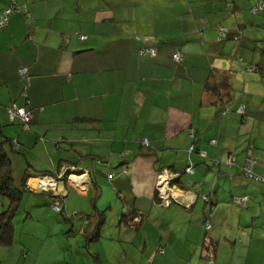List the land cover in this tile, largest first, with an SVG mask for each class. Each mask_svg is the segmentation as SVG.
<instances>
[{"label": "crops", "instance_id": "0c3cea01", "mask_svg": "<svg viewBox=\"0 0 264 264\" xmlns=\"http://www.w3.org/2000/svg\"><path fill=\"white\" fill-rule=\"evenodd\" d=\"M13 1L17 8L26 6L30 20L15 11L0 32V144L6 142L14 178L16 173L22 179L31 175L27 219L45 220L38 209L51 202L47 195L39 197L44 194L32 184L33 175L76 167L87 176L86 194L71 191L69 180L82 179L76 174L65 184L59 181L55 191L62 194L64 215H79L74 228L47 208L41 214H52L70 238L75 230V237L81 234L84 217L94 210H113L109 227L105 224L99 240L86 246H93L100 264H264V190L256 194L249 183L253 179L242 171L254 156L223 152L221 142L228 141L224 107L205 91L210 70L235 72L223 62L228 41L248 45L241 51L235 45L239 61L247 64L246 73L264 76V57L257 64L256 52L264 41V12H253L261 0H0V8L7 10ZM221 27L226 33L218 43ZM145 47L157 56L142 54ZM178 51L180 64L172 60ZM254 97L250 100L257 111ZM12 105L32 112L29 131L9 119ZM146 139L152 149L142 147ZM13 140L18 148L12 147ZM232 156L236 164L224 167L223 160ZM103 164L109 166L110 183L100 182ZM262 164L257 160L254 172L264 177ZM187 165L195 174L174 182L179 204L165 207L157 193L160 171H181ZM40 184L48 186L47 181ZM106 184L121 199V208L115 195L107 206L100 202ZM246 197V207L235 204ZM122 214L129 218L121 222ZM51 236L43 238L37 254L27 250L25 261L67 263L65 242L48 249ZM206 237L218 241L212 259L204 250ZM100 241L114 254L103 256L94 245ZM23 243L27 246L15 233L13 246ZM0 254V264H21Z\"/></svg>", "mask_w": 264, "mask_h": 264}, {"label": "rangeland", "instance_id": "374dc122", "mask_svg": "<svg viewBox=\"0 0 264 264\" xmlns=\"http://www.w3.org/2000/svg\"><path fill=\"white\" fill-rule=\"evenodd\" d=\"M247 30V29H246ZM264 40V33H260ZM262 41V40H261ZM237 41H228L226 42L228 44V50H227V56L225 60L223 61L225 63L226 68L229 70H235V72H232L231 74V84L233 85V90H234V98L235 100L232 101V106L231 107H226L224 109V114L222 116V119L224 121V134L225 136L228 134V141L226 139L221 142L220 147L225 151H229L233 153L234 155H237L239 158L241 156H245L247 151L252 153L255 159H257L261 165L264 163V76L262 75H256V74H249L245 72L244 66L247 64L241 63L238 59V55L235 51L237 45L239 51L241 50H246L248 48V45H241L237 44ZM256 52L259 56V60L257 64H260L262 57H264V41L263 42H258L257 44ZM249 52V50H247ZM234 55V59L232 58L231 60V54ZM251 59L248 60L250 62ZM234 66L232 67L230 65ZM255 68V67H253ZM227 70V69H226ZM244 71V72H243ZM251 71V70H250ZM249 90H247V86ZM263 86V87H262ZM232 90V92H233ZM256 95L254 97L253 102L257 106V111L254 110L252 104H251V97L252 95ZM237 106H240L238 108ZM248 106V107H247ZM242 107H247L248 109L246 110V116H240L238 114V110L241 109ZM143 147V146H142ZM145 150V149H144ZM146 151V150H145ZM248 155V154H247ZM246 155V156H247ZM227 156V155H226ZM233 157V156H232ZM227 158V159H226ZM225 160H223V166L227 167L228 163V157H226ZM262 162V163H261ZM90 164V163H89ZM102 171L101 175L102 178L100 179V182L103 184V180L107 179V181L110 178L109 176V166L107 164L102 165ZM199 167V166H198ZM197 167V168H198ZM257 170V169H256ZM214 174L211 173V177H213ZM16 183L15 185L17 187H20L22 184V177L19 176V174L16 173ZM104 178V179H103ZM248 179V178H247ZM252 181V182H251ZM108 183H110L108 181ZM250 185L256 188L258 193L259 188L264 190V185L256 180H250ZM38 189H41L39 185H36ZM49 189H54L55 185L52 183L51 185L49 184L47 186ZM46 187V188H47ZM102 188V197H101V203L102 205H105V202L108 200H113L112 198L115 197L118 198L117 200V205L120 206L122 205L121 199L116 195L115 191L109 187L108 184H106L104 187L101 185ZM71 191L73 192H78L82 194H86L85 192H80L75 186L71 185L70 187ZM112 190L113 193L111 194L109 191ZM264 193V192H263ZM28 194L24 195V200L22 201L21 205L22 208L20 209L19 213L14 219V225H15V231H16V237L19 240V237H23L24 241L26 242L27 246L23 243V247L20 248L19 244L14 245L12 248H8L7 252H1L5 250H1L0 253H2V257H4L7 261L17 263L21 260V264H31L35 258H30L27 261H25L24 254H26L28 251H30V255L37 254L38 252L41 251L43 247V241H45L43 238L48 237V235H51V241L48 244V249L50 251H54L58 245H61L62 243L65 242L66 247L64 250V253H62V256L66 258L69 261L67 263H59V264H72V260H75V264H94L92 255L94 254L92 247L91 249H86L83 246L79 247L78 242L76 239L78 238L81 243L84 242V237L81 234H78L75 237V233H79V231L75 230L73 234H71L72 237L67 238V231L68 228L59 222L57 224V221L54 219V216L48 212H44V214H41L42 211H46V208L49 209L55 217H60L58 213H55L49 203H46L45 207H39L38 211L40 212V217H44L45 220L40 221L39 219H27V212L25 211L26 205H27V200H28ZM39 197L45 198L44 195H39ZM46 199V198H45ZM256 203H259V198L255 197L253 199ZM4 201L6 203V200L4 198L0 197V209L1 208V202ZM253 201L250 202L252 206ZM92 209V206H91ZM41 210V211H40ZM114 211L111 209H108L106 211V215L108 218L106 228L109 227V224L113 221V215ZM61 218V217H60ZM65 228V229H63ZM105 228V229H106ZM112 229V228H111ZM63 230H65V233H63ZM56 232V236L55 235ZM104 239V238H103ZM67 242V243H66ZM103 242L95 243L96 248L99 247V251L102 253L104 256V252H107L109 255H113L114 253H111L109 251V248H107V244L104 248V251H102L101 244ZM46 244L44 243V246ZM46 247V246H45ZM4 249V248H3ZM106 249V250H105ZM90 250V251H89ZM25 251V252H22ZM1 257V254H0ZM37 257V256H34ZM43 259L40 258V260L35 264H42ZM9 264V263H7ZM103 264H107V262L104 261Z\"/></svg>", "mask_w": 264, "mask_h": 264}, {"label": "trees", "instance_id": "16d2710c", "mask_svg": "<svg viewBox=\"0 0 264 264\" xmlns=\"http://www.w3.org/2000/svg\"><path fill=\"white\" fill-rule=\"evenodd\" d=\"M19 12H21V11H19ZM28 15H29V13H28ZM25 16H27V15H25ZM29 16H27V18L30 20ZM30 23H32V21ZM8 24H9V22H8ZM221 29L225 30V28H223V27H221ZM221 29H220V32H221ZM225 33H226V30L224 32H221L220 37L218 39V43L223 41V37H224ZM82 37H85V36H82ZM85 39H86V37H85ZM85 39H81V40H85ZM150 50H155V49L145 47L142 49L141 53L143 54V53L147 52V53L151 54L149 52ZM176 54L181 55V53L179 51L176 52L175 54H173V56H172L173 61H174L173 57ZM156 56H157V51H156V54L154 57H156ZM181 57H182V55H181ZM182 61H183V59H182ZM176 64H180V63H176ZM250 70L254 71L256 69L252 68ZM232 90H233V88L231 85V73L229 71H217L216 69H212L209 71L207 81L205 84V91L207 93H210V94H213L214 96H216V98H217L216 103L219 107H224V109H225V106L228 103H231L233 100H235V98L233 97ZM12 106L7 108V113ZM19 108H21V107H19ZM241 109H243V113H245V107H242ZM241 109H239L237 112L240 116H243L244 114L239 112ZM8 117H9V114H8ZM16 121H18V123H20L24 129V124L20 120H15L13 122H16ZM32 122H33V120H32ZM32 122L29 124L28 129H24L25 131L30 130V126H31ZM8 142L9 141H7V143ZM5 144H6V142L0 144V197L4 198L6 200V203L2 201L5 204H2V202H1L2 210L0 209V249L1 248H10L13 246V244H15V233H16V231H15L14 219L20 211V206H21V203L23 200V196L25 195V193L30 192L29 191L30 187L28 186V182L31 178V175H27L23 178L22 184L20 187H17L15 185L16 181H15L14 174H13L14 173L13 165H12V161L10 159L9 153H8V151H6ZM148 144H149V140H148ZM11 145H13L12 146L13 148H14V145H15V148L19 147V144L16 140H13L11 142ZM142 146L148 150L152 149L151 144H149V146H144L142 143ZM189 167H192V165H190V166L187 165L181 171H177V170L173 169V167L167 168V169L176 173V174H179V175L183 174L184 176H186V175L193 176L195 174V171L193 174L187 173V169ZM124 171H125V173L128 172L127 169H125ZM83 172H84L83 169H77L76 167H74V168L62 167V169L57 174L40 173V174L33 175V177L38 178V179L52 178V179L57 180L58 182L62 181L64 183H66L69 179V176H71L72 174L82 176L84 174ZM61 175H62V177H60ZM111 177H112V175H111ZM180 180H181V178H180ZM176 181H178V179H176L174 182H176ZM196 186L197 185L195 183L194 184L188 183L189 188H196ZM40 193L44 194V196L47 195L48 198L51 200V202H50L51 208L53 206V203L56 200H59V202L62 205V210H61V212L58 213V215L63 219V221L65 223L69 224L70 227L73 229L74 228L73 220L76 217H78L79 215H73L71 217H66L64 215L63 204H62L63 199H61L62 194L55 193L53 191H50V192L40 191ZM93 201H95V200H93ZM208 201L209 200H207L206 202H208ZM247 203H248V201H247ZM55 213H57V212H55ZM27 215H28V212H27ZM126 218H129V214H122L121 215V222H123V220ZM84 219L86 220V223H85L84 229L82 230L81 234L83 235V237L85 239V248H86V246H88L90 243H93V242L99 240V238L101 236L102 228L107 222V216H106L105 211L94 210L91 214L84 217ZM133 220H134V218L131 221H133ZM135 224H137V223H135ZM135 224L132 225L131 227L132 228L137 227V226H135ZM203 246H204V250L207 251V253L211 259L214 258V256H216V252L218 250V241L217 240L212 239L210 237H206L204 239V245ZM91 257L93 258V261L96 264H100L101 261L96 254H93ZM1 264H3V263L1 262Z\"/></svg>", "mask_w": 264, "mask_h": 264}, {"label": "built area", "instance_id": "2783aa9c", "mask_svg": "<svg viewBox=\"0 0 264 264\" xmlns=\"http://www.w3.org/2000/svg\"><path fill=\"white\" fill-rule=\"evenodd\" d=\"M21 11L22 13H24L25 15H28V11L26 6L23 8H17L15 5V1H13L12 5L7 9V10H2L0 8V32L2 30H4L7 26H8V22H9V18L11 17V15L13 14V12L15 11ZM254 13H259V12H264V1H260L259 4H257V6L254 8L253 10ZM224 29H221V32H224ZM81 39H85V37H81ZM151 53V55L154 57L156 54V50H150L149 51ZM174 61L176 63H181L182 62V57L180 54H176L174 55ZM20 74L22 77H25L27 75V71L22 69L20 71ZM240 113H243V109H241L239 111ZM9 114V118L10 120L13 122L15 120H20L23 124H24V129H28L29 124L32 122L33 120V114L30 111H27L25 108H19L16 105H13L10 110L8 111ZM212 144H216V141L213 140ZM143 145L144 146H149L148 144V140H144L143 141ZM193 150V149H191ZM236 164V160L234 157H229L228 159V165L232 166ZM257 165V160L254 159L253 157H249L247 159L246 164L244 165V167L242 168L243 174L249 178V179H253L254 181L258 180L261 183H264V177L262 176H258L255 174L254 172V168ZM187 173L193 174L194 173V169L193 167H189L187 169ZM62 177V175L60 176ZM59 177V178H60ZM180 177L179 174H176L168 169L162 170L158 176V182H157V193H158V198L161 201V203L165 206V207H169L172 204H179V198L177 196L176 191L173 189L174 186V181L176 179H178ZM80 178L82 179H78L80 181H78L77 183H75V187L80 191V192H85L87 189V185H88V180H87V176L86 175H82L80 176ZM76 179L77 178H73ZM42 180H46L48 182V185L54 183L55 188L54 189H49L48 187L46 188L45 186L42 187L40 182ZM39 186H40V190L41 191H46V192H50L53 191L55 192L57 190V185H58V181L52 178H43L39 180ZM190 187V186H189ZM56 193V192H55ZM203 199L205 201H207L209 199L208 196L203 195ZM235 204L237 205H241L242 207H246L247 205V201L248 198H243V199H235ZM53 211L59 213L62 210V205L59 202V200H56L53 203L52 206ZM211 227L208 226L207 229L209 230Z\"/></svg>", "mask_w": 264, "mask_h": 264}, {"label": "water", "instance_id": "95a60500", "mask_svg": "<svg viewBox=\"0 0 264 264\" xmlns=\"http://www.w3.org/2000/svg\"><path fill=\"white\" fill-rule=\"evenodd\" d=\"M183 177V174L182 175H180V177L178 178V181H176V182H180V178H182ZM40 179H38V178H34V179H31V182H32V184H35V185H38L39 184V181ZM69 183L71 184V185H75V182L74 181H72V180H69ZM182 183V182H181ZM62 184H65L64 182L62 183Z\"/></svg>", "mask_w": 264, "mask_h": 264}, {"label": "bare ground", "instance_id": "6f19581e", "mask_svg": "<svg viewBox=\"0 0 264 264\" xmlns=\"http://www.w3.org/2000/svg\"><path fill=\"white\" fill-rule=\"evenodd\" d=\"M46 180H42L40 183H42V182H45ZM44 184V183H43ZM43 184H41V185H43Z\"/></svg>", "mask_w": 264, "mask_h": 264}]
</instances>
